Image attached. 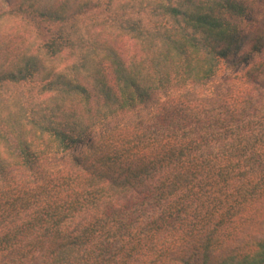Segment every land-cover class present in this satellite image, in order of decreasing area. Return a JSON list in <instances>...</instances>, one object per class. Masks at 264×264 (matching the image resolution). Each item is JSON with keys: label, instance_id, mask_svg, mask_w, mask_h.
<instances>
[{"label": "trees", "instance_id": "obj_1", "mask_svg": "<svg viewBox=\"0 0 264 264\" xmlns=\"http://www.w3.org/2000/svg\"><path fill=\"white\" fill-rule=\"evenodd\" d=\"M17 19L38 32L16 36ZM244 44L242 70L186 92L206 90ZM165 89L127 135L92 131ZM263 223L264 0L0 12V264H264V232L238 241Z\"/></svg>", "mask_w": 264, "mask_h": 264}, {"label": "rangeland", "instance_id": "obj_2", "mask_svg": "<svg viewBox=\"0 0 264 264\" xmlns=\"http://www.w3.org/2000/svg\"><path fill=\"white\" fill-rule=\"evenodd\" d=\"M19 0H0V12L7 10L9 8H12V6H15L18 4ZM99 19H106L105 14H101L98 11H89L86 14V18L88 20H94V18ZM12 31L16 34V36H20L22 34H28V33H35L38 32L37 28L35 27V24L30 21H24L21 22L19 19L14 20L11 23ZM119 45L123 46V53L126 54H133L135 51L134 44L131 40H129L127 37L121 38L118 41ZM249 50V44H244L236 53L235 55V62H223L220 66V69L218 71V75L213 80L212 83L208 84L206 86V90L201 88H188V91L195 94H201L202 93H208L211 89H213L216 85L219 84L220 80L233 73L234 71H240L244 68L243 63H241V59L243 56H245L248 53ZM68 63L66 55L62 54V56L56 61V68L61 69ZM236 63V65H235ZM28 85V84H27ZM26 85V86H27ZM30 86V85H29ZM11 90H15L12 86ZM174 95V92H172L170 89H165L161 91L155 92L152 99L149 102H146L145 104H139L134 109L126 111V112H119L118 114L114 116H109L106 118L98 119L97 123L94 125V128L92 131L96 134H104L107 133L114 128L118 127L121 129L123 133L126 135L128 134L127 128L129 129L134 125H140L144 121L148 120V113L152 112L153 109H155L156 106L161 104L164 100H166L168 97ZM48 94L42 95L39 100H42L43 98H47ZM91 107L95 108L97 107V103L94 101L91 102ZM118 132V131H117ZM120 132V130H119ZM52 149L50 148L49 151ZM251 227V226H250ZM264 232V223L260 226L257 224L250 229H246L243 231V233L238 238L239 242L246 241L253 236H260ZM236 242H232L230 245H235Z\"/></svg>", "mask_w": 264, "mask_h": 264}]
</instances>
